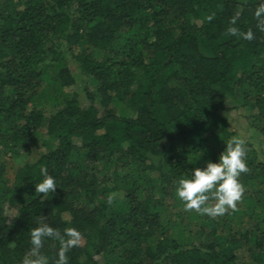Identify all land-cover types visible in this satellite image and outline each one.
Listing matches in <instances>:
<instances>
[{
  "label": "trees",
  "instance_id": "1",
  "mask_svg": "<svg viewBox=\"0 0 264 264\" xmlns=\"http://www.w3.org/2000/svg\"><path fill=\"white\" fill-rule=\"evenodd\" d=\"M81 77L84 106L66 92ZM231 110L242 135L219 114ZM234 139L248 167L236 209L186 210L179 180ZM31 143L43 150L24 160ZM6 161L21 164L13 183ZM62 251L67 264H264V0H0V264Z\"/></svg>",
  "mask_w": 264,
  "mask_h": 264
},
{
  "label": "clouds",
  "instance_id": "2",
  "mask_svg": "<svg viewBox=\"0 0 264 264\" xmlns=\"http://www.w3.org/2000/svg\"><path fill=\"white\" fill-rule=\"evenodd\" d=\"M245 156L244 142L234 139L216 161H207L203 168H193L190 178L179 180L176 195L184 202L185 209H194L209 216L223 215L228 209L235 210L236 202L244 192L238 177L248 171ZM41 173L44 178L34 185L35 192L45 196L54 193L57 188L54 177L48 174L47 169H41ZM210 197L215 202L206 204ZM47 234L51 235L52 230L49 229ZM68 235L75 238L68 241L64 250L79 242L78 233L70 232ZM33 242L39 243L38 240ZM58 264H67L63 251Z\"/></svg>",
  "mask_w": 264,
  "mask_h": 264
},
{
  "label": "rangeland",
  "instance_id": "3",
  "mask_svg": "<svg viewBox=\"0 0 264 264\" xmlns=\"http://www.w3.org/2000/svg\"><path fill=\"white\" fill-rule=\"evenodd\" d=\"M92 90V86L85 80L84 77L78 79V83L66 89V92L70 94H74L77 97L81 106L88 105L89 99L86 96L85 91ZM95 105L100 109L98 102ZM229 106V105H228ZM220 116L224 117L227 120L228 127L230 130L235 131L242 135V128L244 125V120L242 119L239 112L235 110L231 111H221ZM43 150L40 146V143H31L27 150H22L24 160H32L35 159L39 153ZM21 164L15 161H6V166L4 169V176L9 183H13L14 177L20 169ZM16 215L15 209H9L7 211L8 224H10Z\"/></svg>",
  "mask_w": 264,
  "mask_h": 264
}]
</instances>
